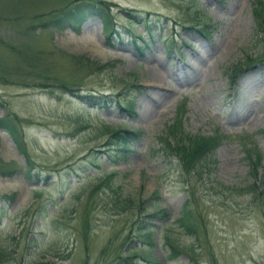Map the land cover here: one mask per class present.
I'll use <instances>...</instances> for the list:
<instances>
[{
  "label": "rangeland",
  "instance_id": "obj_1",
  "mask_svg": "<svg viewBox=\"0 0 264 264\" xmlns=\"http://www.w3.org/2000/svg\"><path fill=\"white\" fill-rule=\"evenodd\" d=\"M81 1L0 0V118L22 134L0 129V264H264V0H93L112 37L101 15L49 26ZM174 133L227 137L198 173L160 150Z\"/></svg>",
  "mask_w": 264,
  "mask_h": 264
},
{
  "label": "trees",
  "instance_id": "obj_2",
  "mask_svg": "<svg viewBox=\"0 0 264 264\" xmlns=\"http://www.w3.org/2000/svg\"><path fill=\"white\" fill-rule=\"evenodd\" d=\"M93 2H94L93 0H85V1L77 2L73 7L71 8L68 7L65 10H62L59 14L50 18V20L47 22L49 23V26L53 24L54 26L60 27V28H63L65 26H71V27H74L75 29H79L81 27V24L87 19L88 16L97 14V15L107 17L105 21L106 23L105 29L108 32L112 31V34H113V30H111L112 23L110 24L111 19L109 18V15L105 12V9L103 8L104 7L103 2L99 3L101 6L100 9L97 6H94ZM254 21H255V28H254L255 36L264 37V2L263 1L258 2V5L254 8ZM48 23L42 22V24L45 26H47ZM39 24L41 25V23ZM258 41L264 42V40H261L260 38L258 39ZM256 60H258V62L260 63H264V51L263 53L258 55L257 59L248 57L245 60V64L247 66H250ZM19 121L20 120L17 116L9 117V115H6L4 116V118H0V128L7 129L11 133L13 138L19 142L18 144L20 145L22 144L20 143V140L22 139V134L20 133ZM119 131L123 133L127 132L125 130H119ZM113 135L116 136L114 137L116 138V140H112L111 143L113 145H116L118 147V150H124V147L126 145H129L131 141L134 139V136L136 135V133L127 132V134L124 136H117L119 135V132L116 131ZM172 138L174 142H171V141L170 142L174 146H171V143L168 141L167 147L163 145L160 147V149H164V152L167 151L166 152L167 154H168V150L172 151L173 155L177 156V160L179 164L181 162L187 168V170H195L198 173H200L201 171L203 172L204 167L206 166L208 162H212L209 160L210 159L209 157L211 153L213 152L214 148H216V146L222 142L224 136L218 133L215 136H207V135L206 136H196V135L191 136L190 135L186 143L178 140L179 138L177 137L175 133L171 136V139ZM249 160L251 164V174L254 176L255 179L258 180L259 179L258 167H259L261 159L260 157L254 158V156L252 155V156H249ZM27 161L29 162V158H27ZM2 171L5 173L6 172L12 173V170L8 171V168L6 167L2 168ZM257 182L258 181L254 183L253 189L257 190L260 188L261 185ZM183 213H184L183 217L179 219V221L182 222V226L185 227L189 233L197 234L198 225H200L199 220L197 219L196 216H194L187 209H184ZM142 228H143V225H140L138 229L141 230ZM86 230H87V227H86ZM147 232L149 231H146L145 233H140L139 236H142L146 242L151 243L152 242L151 236H150L151 234ZM177 254H178L177 252H174V254H171L168 256V259L176 257ZM144 259L150 260L149 262H154V263L156 261L155 259H148L146 257ZM155 264H158V262Z\"/></svg>",
  "mask_w": 264,
  "mask_h": 264
},
{
  "label": "bare ground",
  "instance_id": "obj_3",
  "mask_svg": "<svg viewBox=\"0 0 264 264\" xmlns=\"http://www.w3.org/2000/svg\"><path fill=\"white\" fill-rule=\"evenodd\" d=\"M215 46L217 47V44H215ZM216 50H217V49H216ZM198 57H199V58H205L202 54H198ZM148 60H149V61H154V60H159V59L151 57V58H149ZM161 61H162V60H161ZM163 79H164V78H163L160 74H159L158 76H155V78L152 79V82L154 83L153 85H155V86L160 85L162 82H164ZM189 79H192L190 73H188V72H185V73H184L183 70L180 71V73L177 74L176 77H175V81H176L177 83H179V84H182L185 80H189ZM155 86H154V88H156ZM154 88H153V89H154ZM251 117H252V116H248V118H250L251 121H254V120H255V117H252V118H251ZM242 118H243V117H242Z\"/></svg>",
  "mask_w": 264,
  "mask_h": 264
}]
</instances>
